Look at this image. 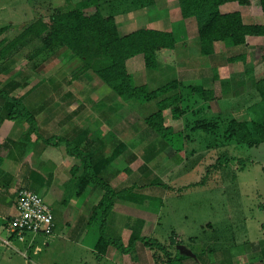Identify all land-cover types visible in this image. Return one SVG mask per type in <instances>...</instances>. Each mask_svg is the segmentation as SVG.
Returning <instances> with one entry per match:
<instances>
[{
  "label": "rangeland",
  "instance_id": "374dc122",
  "mask_svg": "<svg viewBox=\"0 0 264 264\" xmlns=\"http://www.w3.org/2000/svg\"><path fill=\"white\" fill-rule=\"evenodd\" d=\"M80 1L84 0H0V27H7L0 38L11 39L39 15H47L53 8H74L80 5ZM98 4L102 12L113 15L120 24L119 34L140 27L175 30V36L178 37L176 53L167 55L157 70H146L139 60L128 65L135 84L144 82L148 88H155L175 76L193 77L196 73L197 77H201L200 81L205 89L214 90L216 96H224L210 103L211 109L205 114L207 118H248L244 110L257 97L253 91V81L264 77V39L254 40L253 44L245 47L244 50L248 53L245 61L219 64L223 80L243 74L249 65L253 66L252 77L247 84L248 92L240 98L225 97L220 81H212L210 77L201 76L199 73L203 65L207 66V60L211 63V73L218 71L213 64L214 59L198 54L197 35L192 30L195 28L192 19V22L188 20L189 25L186 26L188 35H182L184 26L180 22L177 0H154L151 7L137 10L133 9V0H98ZM226 10L230 9L221 7V12ZM93 11L94 6L85 9L87 13ZM247 11L249 17L254 16L256 20L262 18L255 3ZM38 43L35 40L30 48L32 50L25 48L20 51L15 59L16 66L26 71L37 63L40 75L45 73L47 76L50 71V75L56 73L57 79L60 78L61 81L66 77V84H60V91L56 90V95L55 92L53 94L58 96L60 92L64 102L72 103L64 108L76 109L78 105L74 101L79 99L84 103L80 115L85 127L95 129L99 124L106 123L108 129L116 134V138L110 140L111 146L117 140L129 144L130 149L117 159L120 169L115 170L116 173L128 165L134 173L132 180L147 177L148 180L158 183L144 187L147 199L140 203L148 204L143 210L158 213L157 224L145 239L168 246L172 238L177 242L171 247L172 252L176 254L177 245L183 247L193 257L184 256L185 259L196 261V264H202V260L211 264H264L260 260L259 252L255 251L257 245H264V143L246 146L237 144L234 140L226 141L220 134L221 129L215 134L188 130L185 133L187 136L182 134L172 139L178 153L167 148L146 164L142 155L150 145L156 146L160 141V138L147 140L141 134L144 127L143 117L154 109L153 104L138 105L139 102L131 100L125 102L123 107L118 106L117 96L91 71L87 72L90 78L80 76L69 82L70 71L78 64V60L68 61L61 57V63H58L51 54H40L28 60L25 55L30 54ZM182 47L186 49L183 50ZM216 49L219 50L218 47ZM239 52L241 51L229 50L225 55H236ZM136 57L142 59L141 56ZM46 60V64L53 61L52 65H46ZM39 74L34 76V81H37ZM246 77L249 75L246 74ZM188 82L199 84L198 80ZM101 84L110 91L104 93L107 91L101 88ZM41 90L42 88L39 89ZM51 90L53 92L54 89ZM92 99L98 100L96 105L92 104ZM111 107L114 112H110ZM91 111L96 112L92 114ZM112 113L115 117L105 122L104 117ZM78 117L80 116H72V121ZM97 119L99 122H96ZM164 120L165 125H170L173 131L182 130L180 119L173 120L166 113ZM40 196L49 207L43 196ZM2 239H7L6 232L0 235V264H100L94 262L95 259L88 250H79L78 247L75 251L79 255L78 260L69 258L70 255H63L64 249H67L63 238L55 237L47 246L40 245L43 250L38 254H34L32 249L28 250L24 241L14 239L10 246H5ZM80 256L82 260L79 261ZM219 257L222 258L221 263L217 260Z\"/></svg>",
  "mask_w": 264,
  "mask_h": 264
},
{
  "label": "trees",
  "instance_id": "16d2710c",
  "mask_svg": "<svg viewBox=\"0 0 264 264\" xmlns=\"http://www.w3.org/2000/svg\"><path fill=\"white\" fill-rule=\"evenodd\" d=\"M227 3H237L241 7H248L255 3L260 11L264 12V0H177L181 18L192 19L196 25L200 56L214 59L218 62H213L216 68L219 64L245 61L241 54L229 56L222 53L216 54L214 51L216 43L223 44L225 48H233L244 45L247 36H264V24L244 22L239 11L221 12L220 6ZM79 4L66 10L53 8L47 15L36 17L13 38L1 37L0 74L3 71L8 72L5 69L16 52L26 47L28 43L38 40V45L26 55L28 60L42 53L51 54L53 58L62 57L68 61L78 60V64L70 71L69 82L80 76L90 78L87 72L91 71L117 96L121 103L131 100L139 102L140 105L152 103L154 109L143 117L145 133L148 132L144 135L147 140L160 138V141L156 146L150 145L142 155L146 164L167 148L178 153L172 139L185 134L188 130L215 134L221 129L220 134L226 141L234 140L237 144H246V146L264 143V77L253 81V91L257 97L244 110L248 118L229 117L222 120L219 116V118L214 116L207 118L205 114L211 109L210 103L222 98V95L216 96L214 90L205 89L200 82L192 84L181 78H173L150 89L146 84H135L132 75L127 71L126 61L136 56H141L146 70H157L165 57L172 54L177 45L178 37L175 36V30L140 27L120 35L114 16L102 12L98 6V0H84ZM133 4L134 10L149 8L154 4V0H133ZM90 6H94V11L85 12V9ZM6 30V26L0 27V35ZM37 66L36 63L34 67L37 68ZM249 68L252 70V65L244 70L243 77L218 80V72H216L212 73V80L221 82L222 94H228L230 98H240L248 92L245 79L246 74L249 75L248 80L252 77V71L248 70ZM17 86L14 79L8 75V80L0 88V113L5 119H20L27 123L28 130L21 140L26 142L29 135L36 132L37 125L34 112L24 105L20 97L11 95V91ZM166 113H169L173 120L182 121V130L173 131L170 125H165ZM37 138H39L38 135ZM56 140L65 145L68 155L78 158L83 165L82 173L77 177L79 190H84L88 184L102 189L103 195L92 213L100 214V219L103 221V217L111 210L119 192L110 188L99 174L102 166L120 156L127 145L117 140L109 155L100 162H95L92 155L84 153L78 145L63 138ZM72 170L75 174V168ZM123 171L125 176L131 173L128 168ZM133 188L130 187L131 195H133ZM135 200L137 201V198H132L133 202ZM137 239V235L131 236L127 246H124L120 240H112L101 231L96 248L101 252L108 245H113L125 252ZM138 240L151 249L156 263L168 261L172 264H181L185 258L175 249L176 254L172 255L168 249V246L173 247L177 244L172 238L168 246L157 241L152 243L144 237ZM255 251L259 252L260 260L264 261V245H257Z\"/></svg>",
  "mask_w": 264,
  "mask_h": 264
},
{
  "label": "crops",
  "instance_id": "0c3cea01",
  "mask_svg": "<svg viewBox=\"0 0 264 264\" xmlns=\"http://www.w3.org/2000/svg\"><path fill=\"white\" fill-rule=\"evenodd\" d=\"M221 7L230 9L225 12L239 11L242 20L246 23L256 22L264 24V12L262 11V18L256 20L254 19V16L249 17L247 14L249 6L238 7L237 3H227L220 6V11ZM188 20L191 19H180V22L184 26V33L182 34L184 37L185 35H188ZM115 22L118 30L120 24L117 23L116 19ZM194 26L195 28L192 29L193 26L191 25V29L195 30L197 35L195 23ZM22 29H20L18 33ZM159 30L163 29L160 28ZM171 30L172 29L165 31ZM127 33H129V31ZM260 38L264 39V36H247L244 45L233 48H225L223 44L216 43L214 45V51L216 54H225L229 50H240L241 52H239L238 55L241 54L246 60L248 53L244 50L245 47L250 46V44H253L252 41L255 42L254 40ZM31 46L32 42L28 43L27 46L22 49L27 48L28 50H32L30 49ZM217 47L219 48L218 51L216 49ZM22 49L12 56L9 66L5 69L8 72H1L0 88H2L8 80V75L14 79V82L17 83L18 86L11 91V95L20 97L24 105L34 112L37 130L29 135L26 142H22L23 135L28 130L27 123L20 119H5L3 118V114L0 113V235L6 232L4 230L6 223L17 213L15 200L18 189L26 188L42 195L45 201H47L46 203L49 205L53 215L54 226L51 235H25L24 243H26L28 250H33L34 254L42 252L43 249L40 245L47 246L55 237H59L63 238L67 246V249H64L63 255H70L71 257L69 258L71 259H73V257L75 259L78 258L79 255L75 254L78 247L79 250H88L90 256H93L95 259L94 262H100V264H155L156 262L152 256L151 249L142 241L138 240L139 238L149 236L157 224L156 220L158 218V213H151L150 211L143 210V207L146 208V205L148 204H140L144 203L143 200L147 199L144 187H146V185H152L151 183H154V181L148 180L147 177L132 180L131 176H133L134 173L128 165L122 168L121 172L116 173L115 170L120 169L117 159L121 158V156L130 149L129 144L121 140V142L127 145V148L115 160L102 166L99 174V177L110 186V188L119 192L118 197H116L109 213L103 217V221L100 219V214L92 213L94 207L101 199L103 191L99 186L91 184H88L84 190H79L77 187V177L81 175L83 165L78 158L68 155L65 145L57 142L56 139L63 138L74 145H78L84 153L92 155L95 162H100L114 149L117 141H113L114 144L112 143V146L109 143L110 140L113 139L112 137L116 138V134L113 130L108 129L106 123L99 124L95 129L85 127L83 125L84 121L80 115L84 103L79 99L74 101L75 104L78 105L76 109L71 108L70 110H66L64 108L65 105L69 107L72 103L64 102L62 96L59 95L61 94L60 92H58V96L54 95H56V90L60 91V84L63 82V85L66 84V77L61 81L60 78L57 79L56 73H53V76L50 75L52 74L50 71L47 76L45 73L40 75V71H38L34 65L28 67V70L26 71H23L24 68L19 69V67L16 66L17 62L15 59ZM182 49L184 50L186 48L182 47ZM175 53L176 47L171 55ZM42 55H45V53H42ZM53 59H56V62L61 63V57ZM181 59H183V57ZM138 60L142 62V59H138L137 57H133L126 61L128 72L129 66L137 63ZM214 62L216 61L214 60ZM44 63L46 64L47 60L44 61ZM52 63L53 61H50L46 65H52ZM206 64L207 66L204 67L203 65V67L199 69V73L201 76L210 77L212 80V73L209 68L211 63L207 60ZM248 70H251V68ZM217 71L219 77L218 80H223L219 67H217ZM251 71H253V66ZM37 74H39L38 79L37 81H34V76L36 77ZM243 76L244 73L230 78ZM179 78L188 81L198 80L203 84L200 81L201 77H197L196 73L193 77ZM246 79L245 81L248 84L249 80ZM138 84L146 83L142 82ZM247 84L245 86L246 91L248 90ZM101 86V88L107 91L104 93L110 91L105 89L106 87H103L104 85L101 84ZM41 88V91L45 90V92L43 91V93L40 94L41 91H39V89ZM50 89H54L53 92L52 90L50 91ZM68 94L70 93H67V95ZM225 97H228V94ZM91 102L93 105H96L98 100L92 99ZM125 105L126 104L122 105L120 101L118 102V106L120 107ZM110 110V112L115 111L112 107ZM91 112L94 114L96 111ZM72 116L80 117H78V119L75 118L72 121ZM111 117H115L114 113L110 116L104 117L106 121L103 118L102 120L107 122V120H111L109 119ZM95 118H97V116ZM96 122H99V119H97ZM113 122L114 121H112V123ZM145 131L146 129L144 126L141 134L144 135L148 133H145ZM37 135L39 138H37ZM73 168L76 170L75 174L72 170ZM125 168H128L131 171L128 176H125L123 171ZM131 186L134 187L133 195L129 193ZM133 196L137 198V201H132V198H134ZM138 211L140 213H138ZM101 231L112 240H120L124 246H127L131 236H139L128 251L124 252L119 250L116 246L108 245L104 251L99 252L100 250L96 248V242ZM168 249L171 252L173 251L169 246ZM172 255H174L173 252ZM80 260H82L81 256L79 257V261ZM217 260L221 263L222 258L219 257ZM65 261L67 262L66 258ZM194 262L196 261L185 258L182 260V263L184 264H196ZM202 264L211 263H206L202 260Z\"/></svg>",
  "mask_w": 264,
  "mask_h": 264
},
{
  "label": "built area",
  "instance_id": "2783aa9c",
  "mask_svg": "<svg viewBox=\"0 0 264 264\" xmlns=\"http://www.w3.org/2000/svg\"><path fill=\"white\" fill-rule=\"evenodd\" d=\"M15 206L16 215L4 227L7 239H2V243L5 246H10L14 239L23 242L26 234L49 236L53 233V215L40 194L26 188H20L16 193ZM155 264L172 263L160 261Z\"/></svg>",
  "mask_w": 264,
  "mask_h": 264
},
{
  "label": "water",
  "instance_id": "95a60500",
  "mask_svg": "<svg viewBox=\"0 0 264 264\" xmlns=\"http://www.w3.org/2000/svg\"><path fill=\"white\" fill-rule=\"evenodd\" d=\"M176 249L179 251V253L181 254V255H185V256H190V257H192V254H191V252H189V251H187V250H184L183 249V247H180V246H176Z\"/></svg>",
  "mask_w": 264,
  "mask_h": 264
}]
</instances>
